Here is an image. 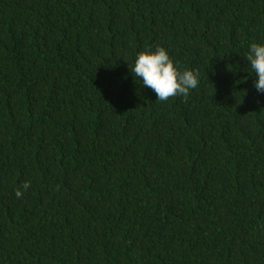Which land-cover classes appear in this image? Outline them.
Wrapping results in <instances>:
<instances>
[{"label": "trees", "instance_id": "1", "mask_svg": "<svg viewBox=\"0 0 264 264\" xmlns=\"http://www.w3.org/2000/svg\"><path fill=\"white\" fill-rule=\"evenodd\" d=\"M252 43L264 0H0V264H264ZM157 46L187 99L130 72Z\"/></svg>", "mask_w": 264, "mask_h": 264}, {"label": "clouds", "instance_id": "2", "mask_svg": "<svg viewBox=\"0 0 264 264\" xmlns=\"http://www.w3.org/2000/svg\"><path fill=\"white\" fill-rule=\"evenodd\" d=\"M245 59L255 73L254 88L264 93V44H250ZM129 70L142 81V86L154 91L156 100L161 102L176 96L187 99L190 90L197 88L199 84L198 71L178 70L168 52L161 46H157L155 51L138 53L134 66ZM21 187L26 190L30 183L25 182ZM15 196L21 198L23 192L18 188Z\"/></svg>", "mask_w": 264, "mask_h": 264}]
</instances>
